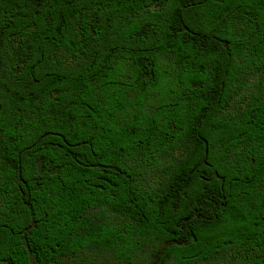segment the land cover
<instances>
[{
  "label": "trees",
  "instance_id": "obj_1",
  "mask_svg": "<svg viewBox=\"0 0 264 264\" xmlns=\"http://www.w3.org/2000/svg\"><path fill=\"white\" fill-rule=\"evenodd\" d=\"M0 264H264V0H0Z\"/></svg>",
  "mask_w": 264,
  "mask_h": 264
}]
</instances>
